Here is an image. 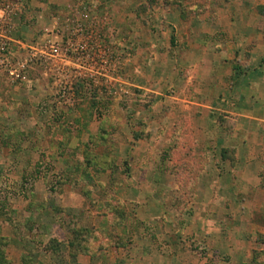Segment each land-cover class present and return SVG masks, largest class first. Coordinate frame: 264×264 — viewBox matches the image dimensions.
<instances>
[{"label": "rangeland", "instance_id": "374dc122", "mask_svg": "<svg viewBox=\"0 0 264 264\" xmlns=\"http://www.w3.org/2000/svg\"><path fill=\"white\" fill-rule=\"evenodd\" d=\"M242 16L264 33V0H0L9 262L264 264V196L238 193L225 165L235 147L220 142L233 151L224 160L220 143L198 139L201 112L181 107L193 84H181L189 72L174 61L191 39L210 47L220 20ZM224 120L218 135L233 129ZM94 156L110 167L88 165ZM76 231L93 234V258L71 250Z\"/></svg>", "mask_w": 264, "mask_h": 264}, {"label": "crops", "instance_id": "0c3cea01", "mask_svg": "<svg viewBox=\"0 0 264 264\" xmlns=\"http://www.w3.org/2000/svg\"><path fill=\"white\" fill-rule=\"evenodd\" d=\"M257 24L254 19L246 23L243 16L235 24L231 20H220L217 27L223 36L214 38L210 47L204 46V41L191 39L181 58L174 59L181 60V70L189 72L181 84L184 87L193 84L191 91L186 90L189 95L183 99L181 107L184 110L187 103L188 108L201 112V117L195 118L202 127L198 139L213 138L217 145L226 142L227 146L236 148V162L225 165L229 173L238 178V193L256 203L264 196L259 177L254 176L264 171V33L259 32L263 27L258 31ZM220 115L225 119L220 121L221 125L233 126L231 132L219 135L216 132ZM206 124L215 126L212 135L209 134L211 137L204 133ZM218 146L219 153L221 148L227 147L222 143ZM73 264L107 263L88 258Z\"/></svg>", "mask_w": 264, "mask_h": 264}, {"label": "trees", "instance_id": "16d2710c", "mask_svg": "<svg viewBox=\"0 0 264 264\" xmlns=\"http://www.w3.org/2000/svg\"><path fill=\"white\" fill-rule=\"evenodd\" d=\"M230 153H233V151H224V150H221V153H220V157L223 158L224 160H228V158H226L227 154ZM103 157V158H102ZM102 157H97V156H94L93 159L96 160L95 161H92V159H88L87 157V164L90 165L92 164L93 166L96 167L97 171H103L105 168L107 167H110L111 165V162L110 160L108 159V157L106 156H102ZM105 157V158H104ZM231 164L234 163V160H231ZM76 171V170H75ZM73 171V175L76 174V172ZM87 171H83L82 174L87 175ZM71 178H75V176H71ZM71 178H68L67 177V181L70 182L71 181ZM118 212V211H117ZM116 214V213H115ZM122 216H120L121 218ZM122 221V220H121ZM114 225H118V223L115 222ZM75 234V237L73 238V240H70L69 242V246L71 248V250L73 252H81V253H88L90 254L91 258L94 257V249L91 245V243H89V239L91 237H93V234L90 233V231H85L84 233H81L79 231H76L74 232ZM79 237V238H78ZM82 237V238H81ZM79 239V240H78ZM259 241V243L263 244L264 245V236L263 237H260L259 239H257ZM6 246H7V241L5 238H3L1 235H0V264H11L8 259L6 258ZM71 256L73 258H75L76 256V253H72ZM23 263L24 264H32V261L31 260H28V259H24L23 258Z\"/></svg>", "mask_w": 264, "mask_h": 264}, {"label": "built area", "instance_id": "2783aa9c", "mask_svg": "<svg viewBox=\"0 0 264 264\" xmlns=\"http://www.w3.org/2000/svg\"><path fill=\"white\" fill-rule=\"evenodd\" d=\"M1 38H5L6 39V36L2 34ZM2 45L4 47L5 43L2 42ZM50 48H51V52H52L53 55H57L59 53V51H60L59 46H57V45L56 46H51ZM10 74L13 75L14 72H10ZM16 77H18V76L16 75Z\"/></svg>", "mask_w": 264, "mask_h": 264}]
</instances>
